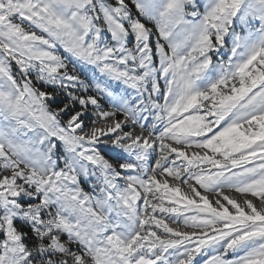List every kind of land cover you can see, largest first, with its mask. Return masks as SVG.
Returning a JSON list of instances; mask_svg holds the SVG:
<instances>
[{"label": "snow or ice", "instance_id": "snow-or-ice-1", "mask_svg": "<svg viewBox=\"0 0 264 264\" xmlns=\"http://www.w3.org/2000/svg\"><path fill=\"white\" fill-rule=\"evenodd\" d=\"M0 264H264V0H0Z\"/></svg>", "mask_w": 264, "mask_h": 264}]
</instances>
